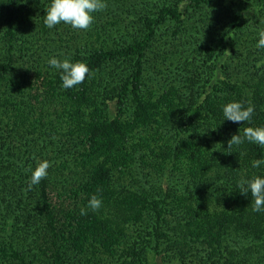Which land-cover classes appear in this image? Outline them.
<instances>
[{
    "label": "trees",
    "instance_id": "16d2710c",
    "mask_svg": "<svg viewBox=\"0 0 264 264\" xmlns=\"http://www.w3.org/2000/svg\"><path fill=\"white\" fill-rule=\"evenodd\" d=\"M49 2L0 0V264H264V210L241 183L264 175L252 167L264 147L226 148L264 124V0H108L110 23L102 9L86 30L48 28ZM195 15L193 38L183 19ZM165 23L177 26L153 57L180 63L144 76ZM50 56L90 74L65 89ZM110 61L130 69L98 88L92 73ZM53 97L68 108L36 109ZM230 101L255 106L251 123L223 121ZM37 159L49 174L29 189ZM93 194L101 207L81 215Z\"/></svg>",
    "mask_w": 264,
    "mask_h": 264
},
{
    "label": "clouds",
    "instance_id": "9594fccd",
    "mask_svg": "<svg viewBox=\"0 0 264 264\" xmlns=\"http://www.w3.org/2000/svg\"><path fill=\"white\" fill-rule=\"evenodd\" d=\"M20 2L27 3V0H20ZM105 7V0H50L47 7L44 8V23L48 28L63 22L74 29L86 30L93 22L94 17L92 14ZM257 37L255 47L264 49V27L257 30ZM47 64L51 69H55L60 73L62 87L65 89L82 84L86 76L90 74V69L86 62L73 61L69 57L50 56L47 59ZM222 111L223 121L229 120L237 124L251 123L255 106L251 102L245 105L239 101H230L223 105ZM245 141L264 147V124L255 127L249 126L243 130L242 135L238 129L237 133L231 135L226 148L232 149L233 146H238ZM261 165H264V158L252 161V167L254 168H259ZM49 167L50 161L47 159H37L35 166L29 167L28 171L31 174L28 181L29 189L48 176ZM241 183L245 188V192L242 194H251L254 202V211L264 210V175H254L242 180ZM101 205L102 200L93 194L88 200L87 208L80 209V214L87 215L88 208L97 210Z\"/></svg>",
    "mask_w": 264,
    "mask_h": 264
},
{
    "label": "rangeland",
    "instance_id": "374dc122",
    "mask_svg": "<svg viewBox=\"0 0 264 264\" xmlns=\"http://www.w3.org/2000/svg\"><path fill=\"white\" fill-rule=\"evenodd\" d=\"M112 2L114 1H118V0H111ZM123 1V0H121ZM108 3V0H105V4ZM109 5V3H108ZM113 7L112 5H110V8ZM107 19L109 20L108 23H106L105 25H108L110 23V15H107L106 14V11L107 9H103ZM201 15H195V16H191V18L186 21L187 19L184 18V23L185 22H188L187 23V26H186V29H187V34H185L186 36H191L194 38V36H199L201 35V33H199V29L198 27L200 26L201 24ZM105 19V18H104ZM116 20V19H115ZM165 25H170V26H167V28L165 27ZM175 26H177L176 24H167L165 23L164 24V28L166 30H164V28L162 29V32H160L158 35H157V41L156 43L150 45L148 47V50H150V53L148 51L147 53V60H146V63H145V68H144V71H143V75L144 76H173V73L172 71H174V64H176L177 62L180 63V58H177V57H174L172 56V59L173 60V65L170 66L169 68V71H171V74H168L167 72H165V68L167 65H169L170 63V59L168 57H165L162 58L159 57L160 56V53L161 51L164 49V47L166 48V46H164V40L167 36V34H170V33H173L174 32V29H175ZM106 31H104L102 33V38L103 37H106L107 40H113L114 38H116V31H110L109 30V26H107V28L105 29ZM173 30V31H171ZM190 34V35H189ZM187 37V38H188ZM187 38H184V42H187ZM89 39L91 41L94 42V35L92 36H89ZM170 46L171 47H175L177 46L176 43H171L170 42ZM194 47V46H193ZM228 49V48H227ZM175 51H177V48L173 49ZM152 53H157L159 54V56L156 58L153 57V54ZM169 54H171V52L169 51ZM151 58H154L151 60ZM148 61V62H147ZM126 64H124V67H122V64L121 63H114V62H107L106 64L102 65L98 70H96L94 73H92V82L95 86H97L98 88H100L101 84L106 81L107 79H109V76H122L128 69H130V66H127ZM187 68H189L188 64L185 65ZM16 69V72L18 74V72L20 71L19 69L15 68ZM14 76V75H13ZM148 86H158V87H161L163 86V83H158L156 80H153V81H148L147 82ZM161 84V85H160ZM39 101V102H38ZM45 101V104L46 106L43 107L41 106ZM59 103H61V105H58ZM64 103L65 100H64ZM64 103L62 104V102L60 101L59 102V99L58 97H53V99H47V100H42V99H37V101L35 102V106H36V109L37 110H43L45 113H48L50 112V110H53L55 107H60L59 109H64V108H68L66 105L64 106ZM63 105V106H62ZM47 109V110H45ZM110 115L111 117L115 115V105H114V102H111L110 103ZM168 165V164H166ZM169 166V165H168ZM158 264H160L159 260H157Z\"/></svg>",
    "mask_w": 264,
    "mask_h": 264
}]
</instances>
